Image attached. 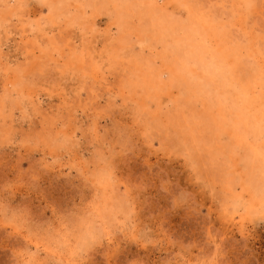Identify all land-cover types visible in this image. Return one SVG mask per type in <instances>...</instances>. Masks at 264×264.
<instances>
[{"label": "rangeland", "instance_id": "374dc122", "mask_svg": "<svg viewBox=\"0 0 264 264\" xmlns=\"http://www.w3.org/2000/svg\"><path fill=\"white\" fill-rule=\"evenodd\" d=\"M248 2L0 0V264H264V0ZM109 103L139 114L131 150Z\"/></svg>", "mask_w": 264, "mask_h": 264}, {"label": "snow or ice", "instance_id": "6c2138e0", "mask_svg": "<svg viewBox=\"0 0 264 264\" xmlns=\"http://www.w3.org/2000/svg\"><path fill=\"white\" fill-rule=\"evenodd\" d=\"M248 8L255 7L253 0H249V2L246 5ZM99 111L108 118H111L113 120V128L108 133V135H111L113 139L118 141V144L122 151L124 150H131L132 145L135 141V131H136V125L139 122V114L134 116L132 119H126L125 116L122 113H116L114 115H109L113 113V106L109 103L106 105L100 106ZM84 136L94 138V139H101V137L98 135V129L96 127V124L90 120L87 124V126L83 129ZM185 160L189 163L193 177L195 179H199V170L193 161V158L190 153H185ZM23 177H18V179H22ZM161 188L164 192L171 191L173 194H178L177 199L183 200L186 196L189 194L186 192H183L179 186L177 185H169L167 181H165L164 184L161 185Z\"/></svg>", "mask_w": 264, "mask_h": 264}, {"label": "bare ground", "instance_id": "6f19581e", "mask_svg": "<svg viewBox=\"0 0 264 264\" xmlns=\"http://www.w3.org/2000/svg\"><path fill=\"white\" fill-rule=\"evenodd\" d=\"M240 15V14H239ZM224 34V33H223ZM204 66V65H203ZM204 67H207V66H204ZM260 130V129H259ZM260 134H262V133H260ZM261 136V135H260ZM109 241H111V239H109ZM39 248V247H38Z\"/></svg>", "mask_w": 264, "mask_h": 264}]
</instances>
